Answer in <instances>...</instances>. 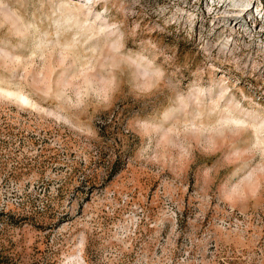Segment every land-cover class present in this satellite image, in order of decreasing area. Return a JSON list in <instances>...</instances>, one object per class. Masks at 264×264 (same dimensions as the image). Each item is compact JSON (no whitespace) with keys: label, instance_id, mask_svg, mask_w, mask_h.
<instances>
[{"label":"rangeland","instance_id":"1","mask_svg":"<svg viewBox=\"0 0 264 264\" xmlns=\"http://www.w3.org/2000/svg\"><path fill=\"white\" fill-rule=\"evenodd\" d=\"M0 264H264V0H0Z\"/></svg>","mask_w":264,"mask_h":264},{"label":"bare ground","instance_id":"2","mask_svg":"<svg viewBox=\"0 0 264 264\" xmlns=\"http://www.w3.org/2000/svg\"><path fill=\"white\" fill-rule=\"evenodd\" d=\"M67 3H68V2H67ZM68 7H69V6H68ZM68 7H67V8H68ZM69 8H70V7H69ZM71 8H72V7H71Z\"/></svg>","mask_w":264,"mask_h":264}]
</instances>
